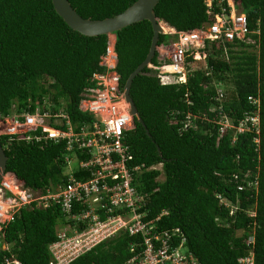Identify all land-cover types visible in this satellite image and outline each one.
<instances>
[{
  "label": "trees",
  "instance_id": "obj_1",
  "mask_svg": "<svg viewBox=\"0 0 264 264\" xmlns=\"http://www.w3.org/2000/svg\"><path fill=\"white\" fill-rule=\"evenodd\" d=\"M69 1L83 17L102 19L136 0ZM232 1L245 13L249 28L259 31L249 34L253 42L206 43V68L189 72L183 84H162L144 67L130 92L149 133L135 120L125 139L131 165L153 166L137 174L134 183L145 219L159 216V230L179 228L202 264H239L253 235L254 264H264V0ZM206 9L205 0H159L154 11L169 28L188 31L219 11L216 2L213 13ZM115 35L123 90L149 51L153 29L144 19ZM176 37L159 34L158 44ZM107 44V34L87 36L72 29L51 0H0V121L12 111L33 112L38 106L65 111L73 125L89 122L92 114L79 108L81 93L93 85L95 71L105 70L100 61ZM157 57L158 51L153 63ZM249 96L259 98L258 134L236 132L244 114L256 109ZM224 116L233 125L221 130ZM0 140L8 157L6 171L26 186L45 191L67 180L64 141L27 140L21 134H1ZM72 174L90 176L79 167ZM80 207L76 203L75 210ZM65 222L69 219L57 204L19 209L4 229L7 248L0 246V264H49L48 246ZM141 240L142 234L121 230L68 264H123L132 244Z\"/></svg>",
  "mask_w": 264,
  "mask_h": 264
},
{
  "label": "built area",
  "instance_id": "obj_2",
  "mask_svg": "<svg viewBox=\"0 0 264 264\" xmlns=\"http://www.w3.org/2000/svg\"><path fill=\"white\" fill-rule=\"evenodd\" d=\"M214 2L219 9L215 13L212 10ZM205 3L206 12L213 13L214 19L192 30H172L177 37L162 44L166 51H158L157 61L149 64L160 83H185L189 72L195 70L196 56H206V43L209 47L213 42L224 44L242 40L249 43L253 42L249 34L259 32L249 28L245 13L236 6L238 3L232 0H205ZM188 57L193 60L189 61ZM116 64L115 47L108 43L100 61L105 70L95 71L91 78L93 85L81 93L79 108L92 114L89 122L73 125L65 111H41L38 106L34 112L25 110L6 119L2 133L21 134L27 140L64 141L69 176L65 182L51 185L45 191L28 188L21 181L3 180L0 183V238L3 240L7 223L19 209L57 204L69 222L59 230L58 239L49 245V264H68L121 230L131 235L142 234V240L132 244L131 254L123 264H202L186 244V237L179 228L159 230L156 224L159 216L145 219L146 214L139 210L143 197L134 184L135 179L137 174L153 166L130 164L133 155L125 133L133 129L135 123L120 88ZM248 98L256 109L244 114L236 132L250 129L258 134L259 98ZM122 102L126 103L124 109L120 108ZM227 118L224 116L221 130L233 125L232 122L226 124ZM254 140L259 142L258 137ZM78 167L88 170L90 176L86 179L74 176L72 172ZM76 203L81 204L78 210H75ZM253 243L254 236L250 235L246 245L251 247L247 254L238 257L239 264L255 263ZM137 245L142 247L138 249Z\"/></svg>",
  "mask_w": 264,
  "mask_h": 264
},
{
  "label": "water",
  "instance_id": "obj_3",
  "mask_svg": "<svg viewBox=\"0 0 264 264\" xmlns=\"http://www.w3.org/2000/svg\"><path fill=\"white\" fill-rule=\"evenodd\" d=\"M51 1L55 11L72 29L77 30L87 36H96L99 34H115L117 30L141 20L146 19L150 21L153 29V35L149 51L143 61L128 75L123 88L125 99L129 103V112L133 115L134 120L141 123L145 128V131L149 133V130L135 104V101L131 96L130 90L135 76L138 75L144 67H148L149 64L152 63V59L155 56L157 47L159 46V34L167 33V31H165L163 29V26L161 25V23L165 24V21L158 18L154 11V8L159 0H136L120 13L102 19H91L83 17L76 11L69 0ZM158 152L159 154H161L159 147ZM7 160V154L5 153L0 140V181L6 174Z\"/></svg>",
  "mask_w": 264,
  "mask_h": 264
},
{
  "label": "rangeland",
  "instance_id": "obj_4",
  "mask_svg": "<svg viewBox=\"0 0 264 264\" xmlns=\"http://www.w3.org/2000/svg\"><path fill=\"white\" fill-rule=\"evenodd\" d=\"M166 24V23H165ZM164 29H167L165 26H163ZM167 32L171 33L172 32V29L168 30L167 29ZM108 39H109V43L111 46H114V35L113 34H108ZM167 48L163 47L162 45H159V47H157V51H160L161 53H164L166 51ZM236 51L239 50L238 48L235 49ZM225 52V51H223ZM206 53V52H205ZM196 61L193 62V68L194 69H201V70H204L206 68V62H205V58L206 56L204 57V54H201V58H199L198 56H196ZM222 91V88H219V92ZM120 108L121 109H124L126 108V103L122 102L120 104ZM7 122L5 121L4 124H6ZM4 124L1 123L0 121V127L2 128V126L4 127ZM226 124H231V120L229 118H227V121H226ZM6 128V127H5ZM1 130H5V129H1ZM160 166V164L158 165ZM7 178L6 179H9V176H6ZM163 178V175L160 176V179ZM2 243H3V240L0 238V246H2ZM6 248V247H5Z\"/></svg>",
  "mask_w": 264,
  "mask_h": 264
},
{
  "label": "clouds",
  "instance_id": "obj_5",
  "mask_svg": "<svg viewBox=\"0 0 264 264\" xmlns=\"http://www.w3.org/2000/svg\"><path fill=\"white\" fill-rule=\"evenodd\" d=\"M166 23V22H165ZM167 24V23H166ZM168 25V24H167ZM169 26V25H168ZM171 27V26H170ZM171 29L172 30H174L175 28H173V27H171ZM167 33H169V32H167ZM169 34H173L172 32L171 33H169ZM114 35V47H115V41H116V35L115 34H113ZM171 40H173V39H171ZM108 43H109V39H108ZM108 45V44H107ZM162 45V44H161ZM159 47V46H158ZM116 51V50H115ZM157 51V50H156ZM117 53V52H116ZM117 60H118V57H117ZM83 92V91H82ZM81 97H82V95H81ZM81 101V100H80ZM80 104V103H79ZM23 111H25V110H23ZM22 111V112H23ZM33 112H34V110H33ZM21 113V112H20ZM15 114H17L15 111H12L11 112V115H10V117H6L5 118V120H1V123H3L4 124V122L6 121V119H9V118H11L13 115H15ZM7 122V121H6ZM134 122H135V120H134ZM7 124V123H6ZM6 124H4V127L2 126V128L3 129H5V127H6ZM1 127H0V135L1 134H8V133H2V131L3 130H1L2 129ZM67 171V170H66ZM6 176H9V179H6L7 177ZM3 180H7V181H9L10 183L11 182H15V181H21V182H23L24 183V181L23 180H21L20 178H18L13 172H7L6 171V174L3 176V178H2V180L0 181V183L3 181ZM52 185H55V184H52ZM26 186V185H25ZM51 186V185H50ZM49 186V187H50ZM26 187H28V188H31V189H36V188H32V187H29V186H26ZM67 222H65V224H66ZM65 224H62V225H60L58 228H57V239H58V232H59V230L60 229H62L63 227H64V225ZM56 239V240H57ZM54 242V241H53ZM255 242V241H254ZM51 244V243H50ZM49 244V245H50ZM2 247L3 248H7V244L4 242V239H3V243H2ZM48 248H49V246H48ZM248 251H249V248H248ZM248 251H247V253H248ZM246 253V254H247ZM255 256V255H254ZM240 257V256H239ZM16 261L17 260H15L14 262L16 263ZM18 263H16V264H20V262L19 261H17ZM70 263V262H69Z\"/></svg>",
  "mask_w": 264,
  "mask_h": 264
},
{
  "label": "bare ground",
  "instance_id": "obj_6",
  "mask_svg": "<svg viewBox=\"0 0 264 264\" xmlns=\"http://www.w3.org/2000/svg\"><path fill=\"white\" fill-rule=\"evenodd\" d=\"M162 26H165L168 30H170L171 28H169L166 24L161 23ZM164 29V28H163ZM167 29H164L165 31H167Z\"/></svg>",
  "mask_w": 264,
  "mask_h": 264
}]
</instances>
